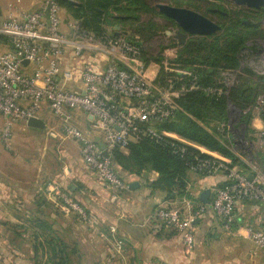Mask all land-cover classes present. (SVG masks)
<instances>
[{
  "label": "built area",
  "instance_id": "built-area-1",
  "mask_svg": "<svg viewBox=\"0 0 264 264\" xmlns=\"http://www.w3.org/2000/svg\"><path fill=\"white\" fill-rule=\"evenodd\" d=\"M62 10L56 0H44L35 12L13 11L0 20V117L5 123L2 142L11 150L13 123L27 124L48 110L61 123L65 137L80 143L82 161L98 179L116 194L125 192L129 187L112 166L113 152L144 140L162 143L173 139L185 143L173 134L158 130L157 126L167 122L179 109L177 100L196 90L195 79L189 89L181 84L187 73L172 63L177 55L170 60L163 57L160 64L147 65L140 42L130 40L127 35H98L88 31L81 19L63 22L59 16ZM86 56L92 61L83 65L79 81L68 76V81L64 82L65 60L72 63ZM101 59H105V63L102 64ZM161 68L165 73H173L164 87L158 80ZM234 75L224 72L220 82L223 88L209 89L207 93L228 95ZM251 110L264 117V93ZM73 112L92 118L88 132L82 133L72 125ZM221 130L228 135L230 124H222ZM94 135L100 136L104 149ZM257 144L264 148V131L258 134ZM193 147L211 159L198 161L197 166L191 168L192 173L211 177L223 174L227 179L226 186L211 191L210 208L223 221L224 228L231 231L239 202L264 204V164L260 163L259 167L257 161L254 166L246 163L252 172L249 177L231 167L229 160ZM57 199L64 213H74L83 222L88 221L85 209L70 196L58 193ZM182 204L192 203L183 198ZM181 207L168 203L159 208L156 217L181 236L190 254L195 247V219L204 214L208 206L200 205L197 214L189 217L184 216ZM111 233L114 236L116 230L112 229ZM248 233L255 247L264 251V223L260 230L249 228ZM123 246L122 241H116L119 252Z\"/></svg>",
  "mask_w": 264,
  "mask_h": 264
},
{
  "label": "crops",
  "instance_id": "crops-1",
  "mask_svg": "<svg viewBox=\"0 0 264 264\" xmlns=\"http://www.w3.org/2000/svg\"><path fill=\"white\" fill-rule=\"evenodd\" d=\"M43 1L22 0L21 8H18L19 6L16 8L13 7L12 0H0V20L6 19L13 11L35 12ZM71 19L68 15L64 22L67 23ZM107 33L114 35L113 32ZM82 60L84 64H89L92 58L86 56ZM73 62L65 60L63 75L69 73L68 67L73 65ZM101 63H105V59H101ZM83 65H80L81 68L74 67L80 71L78 78H75L76 82L80 79ZM50 115L49 111L45 110L39 116L45 125L47 120L51 122L52 128L45 136L43 146L42 142L37 141L39 143L36 148L35 145L31 148V154L25 153L28 147L27 144L24 146L19 135L27 129H39L14 122L12 136L14 134L15 139L13 138L11 150H8L1 142L5 123L0 117V216L10 214L23 217L26 211L21 212L22 205L28 207L38 200H44L50 207L46 211H41L56 218V213L63 212L57 194L64 193L85 209L89 217L86 223L76 224L72 222V214L67 215L63 212L61 219L64 231L79 243L85 264H151L155 261L161 264H264V251L255 247L248 233L249 228L254 230L262 228L263 205L239 202L236 205V223L231 231L224 228L223 221L208 205L206 214L195 219V247L188 254L181 236L160 222L156 213L160 207L176 203L182 206L184 216L189 217L197 214L194 212L197 207L193 204L183 205V198L170 201L164 193L152 191L148 183L158 180L159 176L155 172L145 177H129L128 187L132 183H137L138 187L133 191L128 189L122 194H116L83 163L81 145L74 147L73 144H68L66 138L62 137L64 131L61 123L53 121ZM72 116L73 119L77 118V126L82 131H89L91 117L81 112H74ZM253 120L255 128L262 133L264 118L258 117ZM93 137L101 143L100 136ZM203 150L215 157L223 158ZM17 158L23 159V163L16 164L14 160ZM188 179L189 192L199 200L204 191H212L227 183L223 174L200 177L191 172ZM3 229L4 224L0 223V232ZM112 229L116 230L114 236L111 233ZM0 238L2 241L0 261L4 263L5 250L9 251L11 246L3 236ZM116 241L123 242L122 253L116 249Z\"/></svg>",
  "mask_w": 264,
  "mask_h": 264
},
{
  "label": "trees",
  "instance_id": "trees-1",
  "mask_svg": "<svg viewBox=\"0 0 264 264\" xmlns=\"http://www.w3.org/2000/svg\"><path fill=\"white\" fill-rule=\"evenodd\" d=\"M56 1L72 19L83 20L85 28L98 35L108 34L106 25L110 20L114 21V24L111 23L110 26L120 27L122 35H125L128 32L125 28L129 26L130 21L137 20L138 12L149 10L144 6L143 0H79L76 3L70 0ZM211 2H222V0ZM169 5L202 14L199 12V5L192 0H171ZM210 8L208 7L207 11L210 12ZM149 12L152 10L150 9ZM202 15L207 17L205 13ZM103 16L107 18L104 19ZM230 17L226 24L221 26V33L208 37H187L180 45L177 58L172 61L175 68L187 73L181 84L189 89L195 79L196 90L188 92L177 100L179 109L167 122L159 124L157 129L173 134L185 143L173 139H165L162 143L144 140L131 143L125 150L116 149L112 155V166L124 183L128 185L129 177H145L155 172L159 176L158 180L148 183V187L152 191L164 193L170 201L176 198L188 199L197 207L195 213L199 211V206L203 203L189 192L188 174L192 172V167L197 166L198 161L208 160L211 157L193 146L228 159L231 167L238 168L249 177L252 176L250 168L242 163L225 143L220 126L228 123V109L231 104L241 111V124L246 127L247 135L251 137L254 133L256 134V131L250 128L254 118L250 109L264 91L256 79L261 81L264 79L248 68L241 69V52L247 46L248 40L262 37L264 32L260 30V26L244 25L239 14L235 15V19ZM154 29L152 26V30ZM143 59L147 65L160 64L163 60L160 57H151L144 51ZM238 71H242L243 74L240 72L237 75ZM224 72L236 74V84L228 95H209L207 90L223 88L220 82ZM158 77L164 87L166 81L173 77V73H165L161 68ZM212 126H215L212 130L207 128ZM197 175L207 177L202 173ZM226 185L227 183L219 188ZM122 193L124 192L118 194ZM253 203L264 206L263 203ZM21 207L20 209L26 211L24 216L20 217L24 225L6 223L1 231L4 233L5 229L7 230L6 241L14 251L22 253L31 249L34 258L30 259V264H85V257L79 243L62 227L63 212L56 213L54 218L41 211H46L50 207L44 200H38L28 207L24 205ZM208 208L206 207V212ZM72 216L79 218L74 213ZM42 251L43 256L46 257L44 263L38 259V253ZM17 255H15L17 259L10 261L11 264H16L14 262L21 258V255Z\"/></svg>",
  "mask_w": 264,
  "mask_h": 264
},
{
  "label": "rangeland",
  "instance_id": "rangeland-1",
  "mask_svg": "<svg viewBox=\"0 0 264 264\" xmlns=\"http://www.w3.org/2000/svg\"><path fill=\"white\" fill-rule=\"evenodd\" d=\"M12 5L13 7H18L21 8V3L22 0H12ZM73 3L78 2L79 0H70ZM193 3H196L197 5H199V9L202 14H206L208 18H212V17H216L213 15L212 10H220L221 12H224L226 14H228L226 17L220 16V17H216V19L218 20L219 24L222 26L223 24H226L227 20L230 18L235 19V15L239 14L240 18H242L244 25H246L247 27H250L251 25H256V26H260V30L264 32V10L260 11V12H256L254 10L251 9H247L245 7H237L236 5H234L233 3L227 1V0H222V2H211L213 0H192ZM144 2V6L148 7V9L152 10V12H148L147 11H142V12H138L137 14V20L136 21H130L128 24L129 26H127L125 28L126 31H128L126 33L127 37L132 40V41H137L140 42L142 44L143 50L145 52V54L151 56V57H160V58H165V59H173L174 55L178 56V52H179V48H180V43L177 40H174V34L178 31V27L176 26V24L174 22H172L171 20L167 19L166 17H164L163 15H161L159 13V10L157 8L158 5L161 4H165V5H169L171 4V0H143ZM208 7L210 8V12L207 11ZM67 12L65 10H62L59 13V16L61 17L62 21L64 22L65 19L68 18V15L66 14ZM241 13V14H240ZM104 19H106V16H103ZM213 19V18H212ZM109 21V20H108ZM111 21V20H110ZM108 22V25H106V30L109 33L113 32V28L115 26H110L111 23L114 24V21ZM152 26H154V30H152ZM63 31H65L64 28H62ZM222 32V31H221ZM219 32V33H221ZM259 36V35H257ZM189 37H193V36H188ZM255 47V48H254ZM85 62L83 60H79V61H74L73 65H70L68 68L69 73L67 75H63V81L67 82L68 81V76L70 78H78V74L80 71H78V69L74 68V67H80V65H83ZM157 64V63H156ZM153 65V63H152ZM159 66V65H158ZM83 67V66H82ZM241 69H245L248 68L250 69L255 75L259 76L260 78L264 79V35L262 37H257L255 39H251L248 40L247 46L242 50L241 52ZM154 68V67H153ZM155 69V68H154ZM152 69V70H154ZM157 70V67H156ZM242 71H238V73H236L237 75H239V73ZM233 76V82L232 85L234 86L236 84V79H237V75ZM248 78V77H247ZM246 78V79H247ZM76 80V79H75ZM257 82L259 83L260 87H262L264 89V80H258L256 79ZM264 93V91H263ZM262 93V94H263ZM252 109V108H251ZM251 111V115L254 118H258V117H263V116H259L255 113ZM43 113V112H42ZM50 113V112H49ZM74 113V112H73ZM51 114V113H50ZM41 115V114H40ZM228 125L230 124V132H228V135L223 134L224 135V140L225 143L228 145L229 149L236 155V157L238 159H240V161H242V163L244 164H251L252 166H254V162L257 161V165L259 167L260 163L262 164V160H264L263 156H264V148H260L257 144V134H258V130L255 128L253 122L254 120H252L250 128L253 130H257L256 134L254 133L251 137H249L246 133V127L244 125L241 124V119H242V113L241 111L233 106V105H229V109H228ZM51 118L53 119V121H55L56 123H58L59 121L57 120V118H55L53 116V114L50 115ZM264 118V117H263ZM60 123V122H59ZM77 118H74L72 120V125L77 128L79 131H81L82 133H86L84 131H82L78 126H77ZM46 129L44 130H32V129H27L23 132H20L19 138L21 141H23L24 146H26L28 149L26 148L25 153L27 154H31V148L34 146L36 148L37 146V141L42 142L43 146V142L45 141V136L47 135V133L51 130L52 128V124L51 122H49L47 120L46 122ZM56 125V124H55ZM59 126V125H57ZM215 126L212 127H207L209 130H212ZM56 131V130H54ZM261 131H264V128L261 129ZM222 132V130H221ZM62 137H65V133H62ZM232 137V138H230ZM14 134L12 136V139L10 141V144L12 146V143L14 141ZM66 141L68 144H73L74 147H76L77 145L80 146V143L70 137H65ZM2 142V141H1ZM3 147L5 148L3 142H2ZM16 164H20L23 163V159L21 158H17L14 160ZM246 164V165H247ZM202 177V176H200ZM21 212L24 213V210L21 209ZM25 214V213H24ZM8 217V218H7ZM12 220V222H8ZM5 222L9 223L10 225H20L23 224L24 222L20 219L19 216H14V215H10L8 214L7 216L5 215L0 216V223L5 224ZM72 222L76 223V224H83V221L80 220V218L77 217H73ZM71 223V222H69ZM9 228V227H8ZM0 236L8 237L7 235V230L5 229L4 233L0 232ZM1 239V238H0ZM0 242H2L0 240ZM124 250V248H123ZM122 250V252H123ZM14 250L10 247L9 251L5 250V259H4V263L0 264H11L10 261H14L15 259H17V257L15 255L19 254L21 255V258L14 262L16 264H30V259L34 258L32 256V250L28 249V251H24L22 253L14 251ZM121 252V253H122ZM7 253H9L10 255L6 256ZM17 253V254H16ZM43 251L38 253V259L41 263H44L46 260V257L43 256ZM18 256V255H17ZM9 257V258H8ZM34 264V263H32ZM88 264V263H87Z\"/></svg>",
  "mask_w": 264,
  "mask_h": 264
},
{
  "label": "water",
  "instance_id": "water-1",
  "mask_svg": "<svg viewBox=\"0 0 264 264\" xmlns=\"http://www.w3.org/2000/svg\"><path fill=\"white\" fill-rule=\"evenodd\" d=\"M237 7H245L251 10H262L264 9V0H227ZM159 13L171 20L178 27V32L174 34V40L179 41L180 44H183L188 36H201L208 37L215 35L222 31V27L216 22L210 20L208 17L197 13L195 11L185 9V8H176L170 5L161 4L157 6ZM114 36L118 37L122 34L121 28L115 26L113 28ZM27 63H24L26 65ZM27 126L33 129L44 130L46 128L45 123L40 119H31L27 122ZM98 142V141H97ZM101 149H104V146L99 143ZM252 179V178H251ZM138 187L137 183H132L129 186V190L133 191ZM211 191L206 190L200 196L201 202L208 206L210 205Z\"/></svg>",
  "mask_w": 264,
  "mask_h": 264
},
{
  "label": "flooded vegetation",
  "instance_id": "flooded-vegetation-1",
  "mask_svg": "<svg viewBox=\"0 0 264 264\" xmlns=\"http://www.w3.org/2000/svg\"><path fill=\"white\" fill-rule=\"evenodd\" d=\"M262 10H264V9H262ZM262 10H259V11H256V10H254V11H256V12H260V11H262ZM212 13H213V15L214 16H216V17H220V16H223V17H226L228 14H226V13H224V12H221L220 10H212ZM216 17H212V18H209L210 20H212V21H214V22H216L218 25H220L219 24V22H218V20L216 19ZM221 26V25H220ZM178 32V31H177ZM126 34V33H125Z\"/></svg>",
  "mask_w": 264,
  "mask_h": 264
}]
</instances>
